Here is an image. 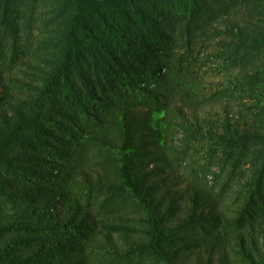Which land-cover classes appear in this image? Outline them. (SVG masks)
<instances>
[{
    "label": "trees",
    "instance_id": "trees-1",
    "mask_svg": "<svg viewBox=\"0 0 264 264\" xmlns=\"http://www.w3.org/2000/svg\"><path fill=\"white\" fill-rule=\"evenodd\" d=\"M0 264H264V0H0Z\"/></svg>",
    "mask_w": 264,
    "mask_h": 264
},
{
    "label": "rangeland",
    "instance_id": "rangeland-1",
    "mask_svg": "<svg viewBox=\"0 0 264 264\" xmlns=\"http://www.w3.org/2000/svg\"><path fill=\"white\" fill-rule=\"evenodd\" d=\"M34 23V21H32ZM33 25H37L36 23H34ZM224 67H221V62H207L204 66L203 72L206 73L205 77L208 78V81L205 80L204 81V87L208 90H210L211 92H214L217 90H220L221 88H225V87H235V77L238 75V71H231L229 74L231 75L229 80L227 81L226 78V72L223 69ZM230 71V70H229ZM231 85H229V84ZM235 96H241L243 97L242 93H238L235 92L234 94ZM220 101L224 102L225 100H227V98L221 97L219 98ZM244 103H247L249 105H251L253 103V98L251 97H245V100L243 101V103H238L239 107L242 108V105ZM209 113L208 109H204L203 111H199L198 113L195 114V116L198 119H205L207 116V114ZM176 139L179 138V136H175ZM193 154V155H192ZM190 155H192V159L195 161H199L203 158H205L206 156V152H205V148H201V147H197L196 150H191Z\"/></svg>",
    "mask_w": 264,
    "mask_h": 264
}]
</instances>
